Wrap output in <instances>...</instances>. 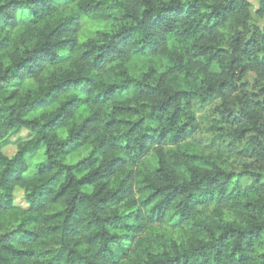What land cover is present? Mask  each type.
<instances>
[{"label":"clouds","instance_id":"9594fccd","mask_svg":"<svg viewBox=\"0 0 264 264\" xmlns=\"http://www.w3.org/2000/svg\"><path fill=\"white\" fill-rule=\"evenodd\" d=\"M0 264H264V0H0Z\"/></svg>","mask_w":264,"mask_h":264}]
</instances>
